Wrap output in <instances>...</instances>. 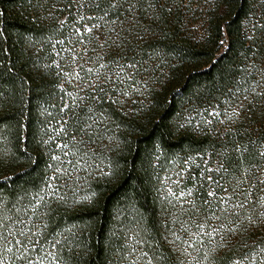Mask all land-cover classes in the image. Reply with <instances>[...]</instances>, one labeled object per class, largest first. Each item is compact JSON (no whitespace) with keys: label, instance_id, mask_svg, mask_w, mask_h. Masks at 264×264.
Wrapping results in <instances>:
<instances>
[{"label":"trees","instance_id":"16d2710c","mask_svg":"<svg viewBox=\"0 0 264 264\" xmlns=\"http://www.w3.org/2000/svg\"><path fill=\"white\" fill-rule=\"evenodd\" d=\"M261 213L264 0H0L4 264H264Z\"/></svg>","mask_w":264,"mask_h":264},{"label":"snow or ice","instance_id":"6c2138e0","mask_svg":"<svg viewBox=\"0 0 264 264\" xmlns=\"http://www.w3.org/2000/svg\"><path fill=\"white\" fill-rule=\"evenodd\" d=\"M87 30L88 31H91V29H87ZM89 71H91V69H89ZM208 171H212V169H209ZM209 179H211V177ZM212 182L214 184H217V186H218V181L213 180ZM223 191L226 192L227 189H223ZM169 192L171 193V189H169ZM173 195L176 196V199L179 200L180 198L191 197L193 195V193H192L191 190H189L187 193H185L184 191H180L178 195L175 194V193H173ZM207 197L214 198V199H225L224 197H218L217 196V193L215 191H209V192H207ZM43 198L44 197H40V199H43ZM230 199H231V197L228 198L229 201H230ZM204 203L207 204L208 201L206 200V201H204ZM191 206L193 207V212L195 214V204H194V202H191ZM238 207H244V202L241 201V203H240V205H238ZM227 210H228L227 208H223L222 209V211H225V212ZM209 211H211V208H209ZM213 215H215V213H213ZM260 215H261V217H264V213H261ZM216 218L219 219V217H216ZM206 220H207V218L205 219V221H201L199 224L196 225V227H197L198 230H202V234L211 235L212 233H215V232L219 231V229L213 228L211 233L210 232H207V230L204 228V224H205ZM249 222H253L251 220V218H249ZM261 227H264V224H262ZM229 231H232V229H229ZM20 235H24V233L21 232ZM0 238L4 239L5 242L7 240L6 237H0ZM14 243L17 244V245H20V244H23L24 241H15ZM5 250L8 251V252H11L12 251V248H6ZM185 251H187V249H185ZM2 256H3V254L0 253V264H4V261L2 259ZM26 259L31 260V257H27ZM41 259H43V257H41Z\"/></svg>","mask_w":264,"mask_h":264}]
</instances>
